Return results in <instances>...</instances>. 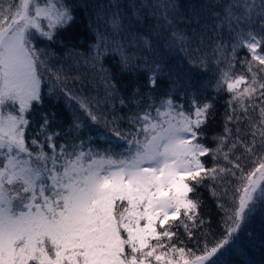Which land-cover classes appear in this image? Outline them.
I'll return each instance as SVG.
<instances>
[{"label":"snow or ice","instance_id":"snow-or-ice-1","mask_svg":"<svg viewBox=\"0 0 264 264\" xmlns=\"http://www.w3.org/2000/svg\"><path fill=\"white\" fill-rule=\"evenodd\" d=\"M85 7H90L96 18L92 30L96 41L84 62L93 70L99 66L107 98L119 96V104L127 105L130 111L124 116L113 114L111 120L105 118V126L117 143L109 140L99 147L83 133L73 135L87 127L85 121L95 124L101 119L92 100L60 89L69 103L79 105L80 115L74 116L70 131L62 133L52 128L56 114L42 113L30 148L26 132L32 121L26 114L34 102L42 104L41 69L53 71L47 66V53L34 47V40L38 36L53 41L57 31L75 21L77 5L73 0H46L43 6L40 0L0 4V264H152V259L157 264H175L170 256L166 259L165 248L168 253H179L182 264H217V254L258 208L264 209V162L247 172L238 163L233 166L240 168V173L224 220L227 234L215 246H206L202 255L189 260L184 258L185 248L166 245L164 238L171 241L177 234L171 222L180 221L187 228L185 218L197 219L199 201L189 194L217 174L216 168H207L200 159L211 152L200 143V137L213 105L194 97L185 110L177 103L178 96L171 94L179 77L169 80L158 103L150 102L156 99L153 90L164 72L172 76L163 59L167 54L163 46L160 59L144 58L146 85L134 84L127 98L101 63L109 48L102 28L108 30L118 20L139 25L140 18L147 21L162 13V22L171 27L173 19L169 17L177 8L175 3L97 0L90 6L85 0ZM191 11L196 17V31L189 36L172 28L169 48L189 40H213L216 55L231 64L224 55L227 45L223 35L227 31L237 41L229 56L234 57L242 46L252 60L264 66V55L258 51H264V0H209V20L202 18L199 8ZM41 21H46V28ZM134 35L130 43L156 53L151 34ZM116 50L121 54V72L140 67L135 53L130 55L122 45ZM249 71L252 80L242 93L236 90L244 82L243 76L227 83V90L241 104L242 97L251 101L258 91L257 72L250 62ZM258 71L264 72V67ZM55 79L58 85L66 83L62 69L55 71ZM228 79L229 72L224 71L220 83ZM259 89L264 90V82L259 83ZM259 95L264 98V91ZM6 108L10 109L7 113ZM121 123L127 128H121ZM250 128L253 144L245 147L255 153L257 145L264 149V105L259 120H250ZM58 139L63 142L57 143ZM45 146L50 151H45ZM37 147L39 150L34 151Z\"/></svg>","mask_w":264,"mask_h":264},{"label":"trees","instance_id":"trees-1","mask_svg":"<svg viewBox=\"0 0 264 264\" xmlns=\"http://www.w3.org/2000/svg\"><path fill=\"white\" fill-rule=\"evenodd\" d=\"M45 2L46 0H40L42 5ZM73 2L77 5V11L76 19L71 26L57 31L53 41H47L38 36L34 40V47L47 53V66L53 71L41 69L43 101L40 105H36L34 102L33 108L26 114L32 121L26 132V143L30 148H32L31 140L41 122L42 113H55L57 120L52 128L62 133L69 132L70 125L74 122V116L80 115L79 105L75 101L69 103L66 96L59 91L60 89L70 90L78 96L88 97L92 100L96 114L101 119L95 124L85 121L87 127L73 135L83 133L85 139L91 137V141L99 147H104L109 140L113 144L117 143L115 139H112L105 126V118L111 120L113 114L124 116L130 111L127 105L119 104V96L115 99L107 98L105 82L98 75L99 66L93 70L90 65L85 64L84 58L96 41L92 31L96 27V18L91 14L90 7H85V0H73ZM95 2L97 0H88L90 6ZM158 2H171L177 5L172 17H169L173 19V25L169 27L167 23L162 22V13L161 16L148 17L147 21L140 18L139 25L129 24L127 20L124 22L118 20L108 30L102 28L101 31H105L109 38V48L107 55L101 57V63L105 69L110 70L119 92L127 98L134 84L146 85L148 68L143 66L144 58L160 59L159 54L161 46H163L167 53L163 59L167 61L172 76L169 77L167 70L164 72L163 78L158 81V87L153 90L156 99L150 102L158 103L160 95L168 88L169 80H176L179 77L177 88L172 89L171 94L174 97L178 96L177 103L185 110H188L190 101L194 97L201 102L210 101L213 105L212 114L203 126V135L200 137V143L207 146L211 152L200 159L207 168H216L217 174L215 178L205 179L202 184L196 186L194 193L189 194L190 198L199 201L196 210L197 219L187 220L185 218L187 228L180 221L171 222L175 225L172 231L177 234L171 241H168L167 238H164L163 241L166 245L175 244L178 248H185L184 258L191 260L195 256L202 255L206 246L208 249L215 246L227 234L224 220L226 211L232 204V193L238 183L237 176L240 173V168L233 166L238 163L247 172L264 162V149L257 145L255 153H252L248 152L245 147V145L253 144L250 120L252 122L259 120L260 109L264 105V98L259 95L260 91H264L259 89V83L264 82V72L258 71L264 66L260 65L258 60H252L248 49L242 46L234 57L229 56L232 52V44L237 41L230 38L227 31L223 35L227 45L224 55L229 57L231 64L227 63L223 57L216 55L213 40L205 39L203 43L199 39L189 40L183 44L176 43L169 48L172 28L183 30L189 36L196 31L197 21L192 14V9L199 8L203 19H211L207 15L209 0H158ZM7 3L18 4L19 0H0V4ZM41 23L46 28V21H41ZM153 27L155 33H153ZM244 31L247 32L248 29H244ZM256 31L259 30L256 29ZM137 32L151 34L156 53L145 51L130 43L135 40L134 34ZM117 45H122L130 55L135 53L139 57L137 64L140 67L129 72H121L119 64L121 54L116 50ZM103 51L101 48V52ZM258 51L264 55V51L259 49ZM249 62L253 71L257 72L256 87L258 91L251 101L242 97L243 104H241L233 99L234 93L227 90V83L233 78L243 76L244 82L236 90L242 93L252 80ZM61 69L67 79L66 83L58 85L55 71ZM224 71L229 72L230 79L220 83ZM77 76L81 79H74ZM218 83H220L219 87ZM144 90L145 88L142 87V92ZM97 101H99L98 104ZM229 116H233V119L229 120ZM120 127L126 129L127 124L121 123ZM221 137L224 138L223 141L220 140ZM41 139L43 138L41 137ZM61 142L63 139L57 140V143ZM69 143L72 141L69 140ZM33 150L38 151L39 149L37 147ZM45 151L50 150L45 146ZM220 169L224 171H220ZM200 220L203 221L202 224L199 223ZM151 243L155 244L156 242L151 241ZM162 251L168 253L167 248ZM178 254L173 253V255ZM215 259L217 264H264V209L256 210L251 219L242 225V230L237 231L233 241L226 245ZM179 264H182L181 260Z\"/></svg>","mask_w":264,"mask_h":264},{"label":"rangeland","instance_id":"rangeland-1","mask_svg":"<svg viewBox=\"0 0 264 264\" xmlns=\"http://www.w3.org/2000/svg\"><path fill=\"white\" fill-rule=\"evenodd\" d=\"M41 6H43V5L41 4ZM236 79H237V78H233V79H231L229 82L234 83ZM17 107H18V106H17ZM9 110H10L9 108H6V109H5V113H7ZM122 210H123V209H121V211H122ZM173 253H174V252H172V253H167V254H166V259L170 256L171 258H173L175 264H179V261H180V255H179L178 253H177L178 255H173ZM157 254H159V252H158ZM152 264H157V262H156L154 259H152Z\"/></svg>","mask_w":264,"mask_h":264}]
</instances>
